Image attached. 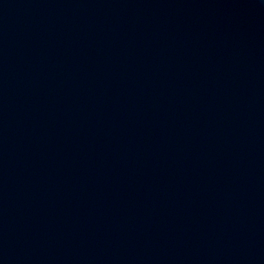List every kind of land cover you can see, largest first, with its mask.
Returning a JSON list of instances; mask_svg holds the SVG:
<instances>
[{"label":"water","instance_id":"water-1","mask_svg":"<svg viewBox=\"0 0 264 264\" xmlns=\"http://www.w3.org/2000/svg\"><path fill=\"white\" fill-rule=\"evenodd\" d=\"M0 264H264V0H0Z\"/></svg>","mask_w":264,"mask_h":264}]
</instances>
